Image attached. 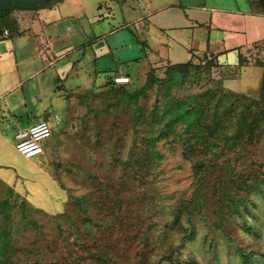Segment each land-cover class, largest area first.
Returning <instances> with one entry per match:
<instances>
[{"label": "rangeland", "instance_id": "obj_1", "mask_svg": "<svg viewBox=\"0 0 264 264\" xmlns=\"http://www.w3.org/2000/svg\"><path fill=\"white\" fill-rule=\"evenodd\" d=\"M93 1L83 0L86 14L93 11ZM65 8L73 12L72 6ZM78 21L88 29L86 22L83 25L81 18ZM131 30L137 29L132 25L121 29L122 47L116 43L113 55L132 84L139 86L146 75V64L135 63L132 58L141 56L139 41L145 37L138 31L137 36L132 35ZM153 37H159L156 31L146 40L153 43ZM113 39L100 36L91 45L101 54L96 56L98 62L105 60L110 68L116 64L110 63L111 57L103 56L105 46L112 45ZM198 45L200 53L204 49L202 43ZM149 50L161 56V49L153 44ZM254 52L248 62L254 58L264 62V47ZM203 59L195 62L198 66L189 67L179 88H170L171 96L183 97L206 88L217 94L229 91L220 85V74L212 60L208 63ZM37 61L44 72L0 99V229L7 230L6 238L0 236V244L8 242L10 246L5 249L6 264H33L35 260L40 264L51 260L59 264H101L86 253L106 255V264H241L242 254L250 264H264V122L252 143H235L225 154L211 157L197 174L183 155L178 137L154 141L153 149L160 157L150 162L145 156L144 162V137L156 135L159 126L147 133L145 122L133 123V114L119 97L129 91L127 86L115 95L104 91L101 85L111 76L110 69L101 68L94 86L72 90L70 96L61 98L59 107L57 93L52 91L54 68ZM2 65L5 61L0 59V77L4 73ZM162 68L156 73L158 77H163ZM230 71L225 72L230 75ZM234 74L231 72L234 78L225 81L228 89L240 91L245 87L243 95L257 98L259 86L257 89L253 82L259 69L250 68L247 76ZM74 83L70 78L62 86ZM162 92V87H152L146 98L138 99L143 117L152 104L163 103ZM60 93L65 95L67 91L63 87ZM18 95L19 108L11 111V116L1 102L10 104ZM42 118L49 122L51 135L41 142V155L25 159L15 151L13 135L17 128ZM134 124L137 132H133ZM127 159L130 166L119 163ZM28 183L36 184L46 200ZM57 185L66 197L64 210L72 221L76 220L79 234L67 220H59L58 226L52 222L49 214L63 210ZM76 198H81L86 211L76 209ZM28 203L42 211L33 210ZM30 220L37 222V229L30 226ZM93 222L101 224L92 226Z\"/></svg>", "mask_w": 264, "mask_h": 264}, {"label": "crops", "instance_id": "obj_2", "mask_svg": "<svg viewBox=\"0 0 264 264\" xmlns=\"http://www.w3.org/2000/svg\"><path fill=\"white\" fill-rule=\"evenodd\" d=\"M93 2V11L89 14L84 12L83 0H58L33 9H13L8 13L11 24L0 26V59L5 61V65L1 67V70L4 68V73L0 77V99L9 95L13 89H22L23 84L31 77L44 72L43 67L37 65V60L42 61L36 50L42 41L48 43V57L55 58V62L48 66L54 68L51 71L55 84L52 85V91L57 93L59 107L61 98L70 96L72 90H82L87 84L88 87L90 84L94 86L96 73L101 68L110 69L111 75H127L114 60L113 51L117 50L116 43H120L119 46L122 47L121 29L131 25L137 29L131 30L132 35L137 36L140 33L141 37H145V40L139 41L141 56L132 58L135 63L146 64L145 70L167 63H195L206 54H211V64L220 74V85L223 89L246 93L245 87L240 91L228 89L225 81L233 79L234 73H238V77L247 76L250 68L256 67L259 74L253 84L258 89L262 61L254 58L253 62H248L251 53L264 47V13L258 0ZM66 6H72L73 12L66 11ZM78 18L83 20V25L86 22L88 29L81 25ZM154 31L159 37H153V43L147 41L148 34ZM167 32L171 34L168 35ZM100 36L104 39L115 37L112 45L108 43L105 46V54L100 51L104 54L103 57H111L110 63L116 64L112 68L105 60L98 62L96 56L100 57L101 54H97L95 48L91 49V45ZM198 43H202L201 48L204 49L200 53L197 52ZM151 44L161 49V56L150 52ZM64 57H67L65 61L55 65ZM226 70H231L230 75ZM70 78H74L76 83L62 86ZM63 87L67 91L65 95L60 93ZM19 98L20 95L12 97L11 105L4 100L1 102L9 115L12 116V112L19 108ZM38 120L46 119H34L32 122Z\"/></svg>", "mask_w": 264, "mask_h": 264}, {"label": "trees", "instance_id": "obj_3", "mask_svg": "<svg viewBox=\"0 0 264 264\" xmlns=\"http://www.w3.org/2000/svg\"><path fill=\"white\" fill-rule=\"evenodd\" d=\"M258 4L264 13V0H258ZM35 7L37 6L31 7L11 4L2 8L0 10V26H8L11 24V21L7 17L11 10L33 9ZM260 65L262 67V74L259 81V94L257 98H250L242 93L231 91L218 92L217 94L211 88H206L198 93L189 94L183 97L171 96L170 88H179L189 73V67L192 68L198 66V64L190 61L174 64L167 63L163 68L162 66L149 67L144 73L146 75L142 84L139 86L132 84L129 75H126L129 80L127 83L118 85L114 84L111 80L112 76L115 75L113 74L101 85V87L104 86L106 88L104 91H111L112 94L115 95L116 92L124 89L123 85L127 86L129 91L126 95H120L119 97L121 101L129 107V111L133 114V123L140 125L145 122L144 125L146 128L144 131L147 133H150L154 127L159 126L156 135H149L146 136V138L144 137L147 146L145 145L141 150H147L143 155L141 154V161L145 162V156H149L148 158L150 159V162H153L160 157V154L153 149L154 141L158 139H166L168 136H171V140L178 137L182 141L183 155L190 162L192 172L197 174L202 171V169H205L204 163L210 161L209 159H211V157L225 154V151L231 150L235 143H239L241 146L244 144H250L260 133V126L264 122V62H260ZM161 68L163 71V77H158L156 73ZM193 74L194 73H192V75ZM130 80L131 83H129ZM152 87H155L156 90L162 87L163 92L161 98H163L164 101L162 104H158L157 102L152 104L146 116L143 117L142 108L138 104V99L146 98L147 91ZM137 124H134L133 132H137ZM175 127H177V130H175ZM207 154L210 155L208 159L205 158ZM193 156L194 158H192ZM119 163L121 165L124 164L123 166L127 167L131 165L129 159ZM136 165H139V162H136ZM142 167L140 168L142 169ZM28 184L31 188L37 189L41 194L40 197L43 200H46V195L36 184ZM59 189L61 191L57 190V195L60 197V200H63V197H65L64 192L61 187H59ZM7 191L11 193V188L9 186H7ZM73 204L77 210H81L82 212L86 211L85 208L82 207L81 198L74 199ZM30 207L33 210L42 211L31 205ZM64 207L65 201L63 200L62 212L49 214L52 217V222L58 226L59 220H67L73 227L74 233L79 234V226L76 223V220L72 221V217L69 215L68 211L64 210ZM84 219L91 222L90 217L88 218L84 216ZM29 223L33 229L38 228V224L35 220H30ZM100 224L101 222L99 224L93 222L91 225L98 227ZM187 235L188 233L186 236ZM0 236L1 239L3 237L6 238L7 236V230L4 227H1L0 229ZM7 248H10L8 242L0 244V264L7 263L8 255L7 252L5 253ZM86 256L92 260L99 261L101 264L107 263L108 257L102 253H86ZM241 260V264H250L247 257L243 254L241 255ZM187 263L192 262H185V264ZM33 264H40V262L35 260ZM48 264L59 263L55 260H51ZM63 264L76 263L64 262Z\"/></svg>", "mask_w": 264, "mask_h": 264}, {"label": "built area", "instance_id": "obj_4", "mask_svg": "<svg viewBox=\"0 0 264 264\" xmlns=\"http://www.w3.org/2000/svg\"><path fill=\"white\" fill-rule=\"evenodd\" d=\"M141 1V0H138ZM5 33V31H4ZM37 54L45 65H52L55 58L48 57L49 46L47 42L42 41L36 48ZM213 59L211 54L204 56L203 62H210ZM114 84L127 83L128 77L126 75H113L111 78ZM50 124L46 120H38L29 125L19 128L13 135L14 149L23 158L30 159L39 156L43 153L41 142L50 137Z\"/></svg>", "mask_w": 264, "mask_h": 264}, {"label": "water", "instance_id": "obj_5", "mask_svg": "<svg viewBox=\"0 0 264 264\" xmlns=\"http://www.w3.org/2000/svg\"><path fill=\"white\" fill-rule=\"evenodd\" d=\"M54 0H0V10L11 4L22 5V6H38L41 4H46L53 2Z\"/></svg>", "mask_w": 264, "mask_h": 264}]
</instances>
